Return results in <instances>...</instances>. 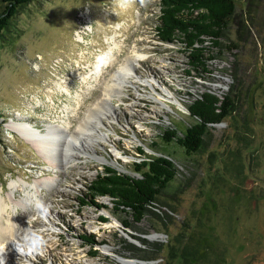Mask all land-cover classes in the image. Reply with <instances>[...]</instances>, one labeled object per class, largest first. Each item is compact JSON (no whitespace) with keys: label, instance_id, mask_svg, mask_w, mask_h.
Segmentation results:
<instances>
[{"label":"rangeland","instance_id":"1","mask_svg":"<svg viewBox=\"0 0 264 264\" xmlns=\"http://www.w3.org/2000/svg\"><path fill=\"white\" fill-rule=\"evenodd\" d=\"M236 3L241 9L246 1ZM5 6L0 1V12ZM159 12V0H33L4 29L0 37V186L17 219L15 235L7 237L5 264H125L119 259L133 257L128 248L143 245L134 234L158 233L150 240L166 242L167 230L160 218L148 214L126 228L121 219L131 217L117 209L110 196L97 198L106 207L92 205L84 196L90 180L105 165L138 174L133 162L144 158L141 150L169 153L178 167L176 179L158 203L161 213L168 212L175 222L169 226L170 237L180 230L177 225L186 222L194 226L196 235L202 232L203 243L226 251L222 264H264V84L252 89L256 99L250 95L236 117L211 129L202 151L187 155L175 139L166 141L165 130L175 128L182 135L195 121L188 105L200 92L211 89L223 96L229 90L234 56L220 52L208 62L210 72L199 76L190 67L181 42L159 38ZM109 44L115 46L114 55ZM136 54L144 56L129 65L134 77L121 97L109 102L114 123L103 119L98 132L108 135L96 142L94 150L89 148L93 156L74 149L71 162L57 167L7 126L12 120L28 121L45 132L48 125L66 120L71 122L70 132H75L86 111L103 97L112 75H118L122 63ZM253 62L254 57L248 61L246 80L256 76ZM258 72L264 79V70ZM89 73L90 79L83 78ZM67 83L69 91L64 88ZM78 93L83 94L80 105ZM223 158L227 168L221 167ZM40 179H56L44 185L40 209L34 201L19 202L25 197L22 187L11 191L13 181ZM29 233L44 241L31 252L24 243ZM83 234H93L95 245ZM13 237L14 243L10 242Z\"/></svg>","mask_w":264,"mask_h":264},{"label":"trees","instance_id":"2","mask_svg":"<svg viewBox=\"0 0 264 264\" xmlns=\"http://www.w3.org/2000/svg\"><path fill=\"white\" fill-rule=\"evenodd\" d=\"M0 1L6 4L0 12L1 37L11 19L33 0ZM245 1V7L239 9L236 0H159L156 24L159 38L181 42L187 51L190 67L197 70L199 76L204 77V73L210 72L208 62L220 52L228 51L234 56L231 62L233 81L229 90L223 96L211 89L200 92L188 105L195 121L185 127L182 135L175 128L164 132L165 140L175 139L187 155L205 149L211 129L226 119L236 117L240 113L239 107L248 103L250 95L256 99L252 89H260L264 84V79L258 77V71L264 70V0ZM232 32L234 36L229 34ZM253 57L256 76L246 80L248 61ZM248 111L244 110L245 126L250 121ZM141 153L144 158L133 162V169L138 174L105 165L104 170L90 180L89 191L84 196L98 207H106L97 200L99 196H110L115 207L131 217V220L121 219L126 228L133 227L148 214L162 220L167 230V241L150 240L134 234L133 237L140 239L143 245L130 246V256L146 260L161 258V264H222L226 251L203 243L202 232L196 235L192 224L184 222V226L177 225L180 230L170 237L169 226L175 222L168 212L166 215L161 213L158 203L163 192L176 179L178 167L169 153L154 154L144 150ZM224 159L220 164L227 168ZM103 221H106L105 217ZM81 237L91 246L97 242L93 234Z\"/></svg>","mask_w":264,"mask_h":264},{"label":"bare ground","instance_id":"3","mask_svg":"<svg viewBox=\"0 0 264 264\" xmlns=\"http://www.w3.org/2000/svg\"><path fill=\"white\" fill-rule=\"evenodd\" d=\"M88 11L90 12V9H88ZM88 16L89 18H92L91 15L88 14ZM80 38H83V36ZM112 40H114V43L116 42L114 36H112ZM112 44H109V48L114 55L113 50L116 46V43L115 46ZM143 56L144 55L136 54L133 58H127L122 63L121 67L118 69V75H112L109 81L110 83L107 82L104 87L103 97L97 100L90 107V109L86 111L85 117L82 119V121H80L75 132H70L69 129L71 127V122L66 120H62L63 124L61 125H48L45 132H39L38 128L28 121L23 122L12 120L7 124V126L19 133L27 142H29L41 154H43L45 158L50 160L52 164L57 165V167H60L58 164H64L66 167L68 162H71V160H69L70 157L72 158L76 155L73 153L74 149L79 150L85 155L93 156L91 152H89V148L94 150V145H96V142L98 140L100 141L104 139L106 135H108V132H98L99 128L103 126V119H108L111 123H114L111 111L112 108H110L109 102H111L116 97L120 98L124 93L123 90L128 86L127 84L131 82V78L134 77L132 69L129 65L132 64L133 61L142 59ZM113 60H116L115 56H113ZM90 75L91 73L83 76V78L90 79ZM61 82L62 81L59 82L60 85ZM63 82H65V80ZM92 87L93 86L90 88ZM64 88L65 90L69 91V83H67V86ZM87 88L90 89L88 86ZM167 91L170 94L172 93L169 90ZM76 99L77 103L80 105L83 100V94L78 93ZM17 114L21 115L19 112ZM60 127H62V129H60ZM64 129L66 132H62ZM53 180L54 179H40L36 180L34 183H27L19 180L16 182H11L10 186L12 193H15V190L19 187H22L25 191V197H23L19 202L26 204L28 201H34L36 206H38L37 209H40V204L44 201L42 194L44 185L52 184ZM2 192L3 187L0 186V243H5L7 245L9 242L7 237L10 235H15L17 219L14 215H12L9 209V202L6 201V198ZM14 238L15 237L11 238L12 240L10 242H16ZM123 259L120 258V262L125 264H134L131 260Z\"/></svg>","mask_w":264,"mask_h":264},{"label":"clouds","instance_id":"4","mask_svg":"<svg viewBox=\"0 0 264 264\" xmlns=\"http://www.w3.org/2000/svg\"><path fill=\"white\" fill-rule=\"evenodd\" d=\"M24 243L27 245L29 252L34 251L42 246L44 241L34 233H29L24 236ZM5 243H0V264H5ZM17 251H23V249H16Z\"/></svg>","mask_w":264,"mask_h":264},{"label":"water","instance_id":"5","mask_svg":"<svg viewBox=\"0 0 264 264\" xmlns=\"http://www.w3.org/2000/svg\"><path fill=\"white\" fill-rule=\"evenodd\" d=\"M160 234L158 233H152L149 235H145L149 238H156L158 237ZM124 259H128L133 261L134 264H154L155 260H146V259H141V258H137V257H122Z\"/></svg>","mask_w":264,"mask_h":264}]
</instances>
